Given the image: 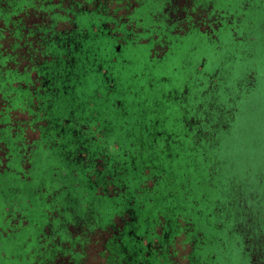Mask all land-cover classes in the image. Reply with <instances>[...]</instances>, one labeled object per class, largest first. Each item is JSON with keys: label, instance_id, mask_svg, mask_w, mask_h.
I'll list each match as a JSON object with an SVG mask.
<instances>
[{"label": "rangeland", "instance_id": "rangeland-1", "mask_svg": "<svg viewBox=\"0 0 264 264\" xmlns=\"http://www.w3.org/2000/svg\"><path fill=\"white\" fill-rule=\"evenodd\" d=\"M245 1H237L236 8ZM123 3L130 7L132 6L131 8L133 9L137 0H123ZM45 6L46 3L42 1L41 3L36 2L34 7L27 9L28 13L22 16V20H19V25L23 27L25 32L31 31L34 24H48L43 14ZM115 6V4L112 5L110 9L106 7V13L113 15ZM36 9L38 10L35 12L34 10ZM145 11V29L154 24L152 15L159 16L161 22L165 21L166 15L162 13V9L149 8ZM122 13L117 12L115 17L127 22V17L123 16ZM203 28V30L206 29L205 27ZM109 32L112 34L110 30ZM139 32V28L137 29L131 25L129 31L125 33V38H129L134 43L136 41H139V43L141 41L145 42L139 36ZM143 38L146 39L149 36H144ZM146 40L148 41V39ZM175 42V55H172L168 64L162 67L158 66V61L163 62L165 60L166 57L163 54L155 53L153 56L156 60H152V47L138 44L135 46L136 50L133 51L134 55H132V58L134 63L132 67L122 69L125 73L122 74V91L112 95L110 98L107 96V90L100 91L103 98L100 100L101 105L98 107L100 117L96 124L103 127L109 123L112 126V134L107 137L109 142L104 144V148L109 147L113 140H142L144 143L145 137L141 138L140 135L143 132L141 131V126H139V109L148 111L147 123L157 120L163 121L165 125L161 131H165L167 134L174 132L180 142H188V139L185 138L186 134L184 135L183 109L176 103H172L169 107H160V104L166 103L165 96L169 95L173 90H178L177 95L179 96L184 84L188 82L196 84L197 81H205L207 76L203 74H213L218 68L222 56L218 53L216 43L206 36L199 35L197 32L184 39L178 38ZM17 44L11 31L6 33L5 38L0 40V61L2 59L6 61L4 67L0 64V134H3L2 131L7 127L12 128L6 142H0V172L3 174L6 169V154H8L9 146L12 143L11 139L14 137L19 139L20 135L21 137L23 136L24 139H19L18 144L23 149V152L26 153L36 144L41 126L38 124L36 130L29 126L33 118L28 115L27 109L24 107L30 106V108H33V104L29 105L28 99L32 91H37L38 88H36L35 84L32 87L28 86L22 76V73L27 68L26 62L22 58V46L17 48ZM260 47L258 45V52H260L261 57H264L263 50ZM112 52L116 53V50L114 49ZM13 73H16L20 79L13 81ZM9 79H11L10 83ZM6 80H8V86H4V81ZM151 86H154V88L152 89ZM1 88L4 91L7 89L6 95L3 97L1 94L4 92ZM95 90L96 88L92 89V91ZM202 90L204 89L196 90L198 93H195V95H200ZM94 95V92L89 93V97ZM225 99H227V95ZM117 101L124 102L126 110L116 108ZM248 101L242 106V114L238 117L233 128L220 134L219 146L214 148L215 145L213 143L209 147L207 146V150L213 149L208 155L205 152H199L194 147L189 151L184 148L170 147L169 158L164 160L154 173L157 175L158 173H163L164 170L163 181L161 180L151 195L146 197L145 194H141L136 196L137 199H133L132 204L135 205L132 211L133 217L138 221L141 219L139 217H148L146 224L155 229V235L159 236L160 239L163 238L164 246L166 245V248L158 251L160 255L156 264H188L184 257L198 250L202 242L199 235L194 234L192 237L193 246L184 245V228H187L186 222L190 219L196 225L197 231H207V243L209 245L207 258L210 259L212 256H217L218 258L220 256L221 261L223 260L222 247L217 244L218 242H214V238L218 237L216 233L218 221L208 216L214 213L217 214L218 210L215 209L217 201H227V198H230V192H227L226 189L225 192L220 193L215 186L219 184L220 187L228 188V184L235 179L237 182L250 180V176L258 175L261 172L258 165L264 158V84L261 91L257 95L249 97ZM139 102H144L145 104L141 107L137 105ZM155 117L158 119L155 120ZM132 132L133 135L129 138L128 134ZM157 138L156 134L153 138H150L151 142H148V146L145 143L141 145L142 152L133 151L128 161H133L140 156L137 159L140 167L141 164L147 162L148 157H155L151 153V149H154L153 146H155ZM171 138L173 139V136ZM162 145L165 146V143H162ZM162 145L160 147L163 149ZM45 151L37 161V172L34 178L37 180L42 179V184L46 186L44 188H47L39 189L38 193L48 195H45L43 199L28 194L25 196L24 201L20 197L15 201L17 207L13 202L6 207L5 204H9V201L0 199V241L2 236L7 237L11 234L14 238L8 236L7 239H2L4 245L0 243V264H27L28 261H22L24 256L21 255L22 252L17 251L19 249H23L25 257L29 252L35 255L36 262L31 261L30 257L32 264H52V261L49 260L51 258L48 257L53 255L58 245L57 236L53 233V220L61 218L62 209L70 210L72 207L74 210V202L78 204L84 202L76 201V199L86 198V196H88L89 200L86 201L85 209L77 207L78 211L82 216H85L89 209L94 208L96 214H98V223L95 224L97 225L96 229L88 232V244L81 252H84L85 264H100L97 258L94 257L95 259H92L93 253L98 252L99 255L104 246H106L105 241L112 237L113 230L122 227L121 225L124 222L118 215L123 214L124 217V213L128 209L127 201L130 200H114L113 196L115 194L112 189L100 181L92 180L89 185L86 182H79L83 181L82 179L85 177L82 174H80L81 176L78 179L74 177V168L70 167L62 158L60 150L48 148ZM157 154L162 157L163 151ZM139 172H142L141 177H150L151 175L149 170L144 169ZM1 177L0 189L5 190V184L1 182ZM138 177L140 178V176ZM135 179L137 181L136 175ZM157 179L156 176L154 181ZM45 182H47V185ZM153 182L151 181V183L143 186L147 192H152L154 188ZM40 187L42 185H39L37 189ZM139 188V183L133 185L130 193L136 194ZM93 191L102 193L109 197V200L96 201V195ZM56 193H58V198L55 203V201L51 200L56 198ZM205 200L210 202L208 203ZM19 201L26 203L20 209L22 211L19 210L20 205L18 207ZM29 202L35 205L34 210L30 209ZM53 203H55V206H49V204ZM141 204L142 206H140ZM202 214L204 215L203 217L200 216ZM65 219L64 225L63 221L57 220L55 222L56 228L63 226L62 230L67 234L75 233L78 225L73 223L75 219L73 214L67 212ZM48 220H50L51 225L40 229L38 225H46L49 223ZM208 226L211 228L209 229ZM230 227H232L231 223L228 224V229L231 230L232 228ZM144 230L145 227L142 225L140 231L143 232ZM13 234L18 235L14 236ZM50 237L54 239L51 242H47ZM68 238L66 240H69ZM64 246L68 248L69 243L66 242ZM16 251L19 254L16 253V255ZM16 256L20 257L16 258ZM27 258H29V255ZM102 263L105 264L103 261Z\"/></svg>", "mask_w": 264, "mask_h": 264}, {"label": "flooded vegetation", "instance_id": "flooded-vegetation-1", "mask_svg": "<svg viewBox=\"0 0 264 264\" xmlns=\"http://www.w3.org/2000/svg\"><path fill=\"white\" fill-rule=\"evenodd\" d=\"M237 1L239 0H137L132 9V6L123 3V0H114L113 4L118 7V12H123V16L128 19L127 22H124L113 15H107L105 8L110 9L112 1L105 0L100 3L99 0H82V3L75 4L73 9L76 13L89 15L86 17L88 21L85 23L81 18L74 22V26L88 31L90 27L98 28V24H102V29L107 31V35L102 41L104 46L102 49H106L108 52L109 47L115 49V60L117 62L124 61V65L128 68H131L134 63L132 55H134L133 51L136 50L135 46L138 44L152 47V60H156L153 56L155 53L163 54L166 57L165 60L158 61V66L162 67L168 64L174 54L173 50H176L174 44L178 38L184 39L197 32L216 43L218 53L222 58L215 72L203 74L207 76L203 82L183 83L179 96L177 95L179 91L173 90L165 96L166 103L160 104V107H169L172 103H176L183 109L185 138L188 139V142L192 140L194 145L197 143L199 152H205L208 155L213 149L207 150V146L209 147L212 143L215 145L214 148L219 146L220 134L233 128L238 117L242 114V106L249 102V97L257 95L264 84V57H261L257 48L260 45L264 53V0H246L236 8ZM59 5V0L52 1L53 7ZM31 7L33 6L29 8ZM149 8L162 9L166 18L161 22L159 16L152 15L154 24L145 29V10ZM131 25L139 28V36L145 42L136 41L134 43L129 38H125V33L129 31ZM203 27L206 29L203 30ZM181 29L184 30L181 31ZM28 32L19 43L22 46V58L26 62L27 68L22 76L28 86L36 85L38 90H33L34 94L40 89L58 92L60 82L57 80L59 76L57 70L61 64L59 57L54 55L53 58L45 60L44 55L48 48L43 46L42 40L39 39V42H36L37 39L30 36ZM144 36H149L146 38L148 41L143 38ZM48 42L51 46L60 47L59 39H50ZM84 42L88 44L93 40L87 37ZM86 51H90L91 55V49ZM85 54L88 59L89 55ZM69 63L73 70L80 71L81 63L78 60L73 58ZM98 66L100 72L107 68L104 70V76L107 79V75L120 77V79L112 80L114 83L111 88L114 92L123 89L122 73L114 70L117 69V64L110 61L106 66L100 64ZM125 66L120 68L127 69ZM87 71L88 69L85 68L84 73L87 74ZM95 74L98 73H89V78ZM87 85L88 88L91 87L90 83ZM151 88L153 89L154 86ZM201 88L204 89L201 94L195 95L198 93L196 90L199 91ZM226 95L227 99H225ZM137 105L142 107L144 104ZM184 149L187 148L184 146ZM258 167L261 172L258 175L250 176V180L237 182L235 179L228 184V188L220 187L219 184L215 186L220 193L225 192L226 189L227 192H230V198H227V201H217L215 206V209L218 210L217 214L208 216L218 221L216 225L218 237L214 238V242H218L217 244L222 247V261L220 256L207 258L209 248L207 231H197L196 225L191 219L186 222L184 245L193 246L192 237L194 234L199 235L202 240L198 250L184 257L188 264H264V158ZM157 186L158 184L154 186L152 193ZM121 220L124 223L116 230L120 245L116 244L117 240L112 241L113 237H111L105 241L106 246L99 255L98 252L93 253L92 259L97 258L100 264H103L102 261L105 264L112 262V264H127L122 254L126 252L128 241L134 245L135 254L139 259H146L152 255V246L157 241V237L149 240L145 233L140 231L141 225L137 228L131 226L140 224L135 217H132L128 222L124 218ZM85 221L88 224L90 221L96 224L98 218ZM230 223L231 230L228 229ZM83 226L84 224L78 225L77 231L70 234V241H68L70 244L74 245L78 240L81 241L87 236V230H84ZM208 228L211 227L208 226ZM154 234V232L151 233V235ZM57 236L60 235L57 234ZM58 244L60 245V243ZM59 245L57 246L60 247ZM75 245L73 250L71 247L59 249L52 264H85L84 252L79 251V246ZM144 246L150 252L146 253ZM108 251H112L111 263L102 257L104 252ZM74 254H77L78 257Z\"/></svg>", "mask_w": 264, "mask_h": 264}, {"label": "trees", "instance_id": "trees-1", "mask_svg": "<svg viewBox=\"0 0 264 264\" xmlns=\"http://www.w3.org/2000/svg\"><path fill=\"white\" fill-rule=\"evenodd\" d=\"M42 1L46 2L47 5L44 8L43 14L48 24H35L34 27L31 28V31H29L28 33L33 38L37 39L36 42H39V39L42 40L44 42L43 46H46L48 48L44 55L45 60L53 58L54 55L59 57L61 64L60 68L57 70V73L59 75L57 80H59L60 82V90L58 92H54L52 90L49 91L48 89H40V91L35 94L31 93L28 101L30 102L29 105L33 104V108H30V106L24 108L27 109L28 115L33 118L29 126H32L36 130L38 127L37 125H41L38 140H36V144H34V146L31 147L28 152L24 153L23 149L18 144L19 139H24V137H21L20 135L19 139L16 137L11 139L12 143L9 146L10 149L5 158L6 169L4 171V174L0 172V176H2L1 182L5 184L4 187L6 188L5 190L0 189V199L9 201V204H5L6 207H8V205H11L12 202L15 204V201H17V199H19L20 197H22V201H24L25 196L28 194H32L33 197L36 196L38 198H43L45 195H48H41L40 193H38L39 189L47 188H44L46 186L42 184V179L37 180L34 178V175H36L37 172V161L40 156L43 155L44 152H46L45 150H47L48 148H57L61 151V155L63 156L62 158L70 165V167L74 168V177L78 179L79 176H81L80 174L85 177L84 179H82L83 181L78 180L79 182H86V184L89 185L90 181L92 180L100 181L106 186H109L110 189H112V192L115 194L113 196L114 200H130L127 201L128 209L124 213V217L123 214L118 215L119 218H124L125 221L128 222L134 216L132 215V211L135 206L134 204H132V201H134L133 199H137V195L145 194V196L147 197L148 195L152 194V192H147L145 187L143 186H146L145 184L147 183H151V181L153 182L157 176L158 179L153 182V186H155L159 184L165 176L164 170V174L158 173L157 175H155L154 173L156 172V168L162 162H164V160H167L169 158L168 155L171 151L170 147L184 148V143L187 151H189L193 147L194 149L197 148V145L196 143L194 145V143L190 141L187 143L185 141L180 142L178 140V136L174 132L172 134H167L165 131H161V129L164 128L165 123L163 121L157 120V117H155V120L157 121L147 123L146 119L148 111H142V109H139V126H141V131L144 134L140 135L141 138L145 137V145L148 146L151 142L150 138H153L156 134L157 136H159V138H157L155 146H153L154 149H151V153H153L155 157H148L147 162L141 164L140 167L137 160L140 156L136 157L133 161H128L132 152L135 150L142 152L141 145H144L142 140L134 141L129 139L130 137H132L133 132L130 133L131 135L128 134L129 138L127 137V139H129L130 141L113 140V142H111L112 144L109 147L104 148V144L109 142V139L107 140V137L112 134V126L109 123L104 125L103 127L97 126L96 124L98 123L97 120L100 117V111H98V107L101 105L100 100L103 98V96L100 94V91L107 90V96L108 98H110L112 95H116L122 90L115 92L114 90H112L111 87L114 83V81L112 80H117L116 78L120 79V77H112L110 75H107V79L104 76V70H106L107 68L104 70L102 69V71L100 72V67L98 66V64L106 66V64L110 63L111 61L114 64H117V69L114 70L120 71L122 74H125L123 70L119 68V66H125V62H117L115 60V53L112 52L114 50L112 47H109V52L106 49H102V47H104L102 41L107 35V31L102 29V24H98V28L92 26L88 31L85 29H80L79 27L75 28L74 22L76 20L82 18L85 23H87L88 21L86 17H89V15L76 13V11L73 9L74 5L81 4L82 0H59L60 5L54 7L52 6L53 0H0V40L2 38H5L6 33H9L11 31L13 33V38H15V43H20L24 39L26 32L24 31L23 27L19 25V20H22V16L26 14V11L30 6L34 7L36 2L41 3ZM102 1L105 0H99L100 3ZM110 1H112V5H114V0ZM116 7L117 6L114 7V16H116L118 12V7ZM88 9H90V7H88ZM101 14L103 15L102 12ZM87 37L91 38L93 42L85 44L84 39H86ZM54 38L60 40V47L49 45L48 41ZM18 47H20V44H17V48ZM90 49L91 55L90 51H86ZM85 53L89 55L88 59H86ZM173 53V55H175V50H173ZM73 58L81 63L79 65L80 71H75L72 69V65L69 62H71ZM5 62V59H2L0 61V64L4 67ZM85 68L88 69L87 74L84 73ZM126 68L129 69L128 67ZM91 72H96L98 74H95L89 78V73ZM17 79L20 78H18V75L16 73H13V81H17ZM10 80L11 79H9V83ZM7 82L8 80L4 81V86L8 84ZM89 83L91 85L90 88L87 87V84ZM94 88H96V90L92 91V89ZM1 90L4 92L3 94H1L3 97L6 95L7 89H5L4 91L1 88ZM90 92H94L95 95L89 97ZM139 104L142 105L145 103L139 102ZM115 107L118 109L123 108V110H126L124 102L122 103L120 101H117ZM11 130V127H7L2 131L3 134H0V142H6L7 138L11 134ZM172 136L173 139L171 138ZM162 143H165V146H163ZM160 145H162L164 148L162 149ZM24 146L26 147V145ZM161 151H163L162 157L157 154ZM144 169L149 170V172L151 173L150 177H141L142 172L140 173L139 171H142ZM135 175L137 181L135 179ZM138 176H140V178ZM138 183L140 184V188L138 189L136 194L130 193V191L132 192L133 185ZM45 184L47 185V182H45ZM39 185H42V187L37 189ZM93 193H95L96 195V201H103V199L104 201L107 199L109 200V197L103 195L102 193L100 194L94 191ZM57 194L58 193H56V198L52 199L51 201H55V203L57 202ZM87 197L88 196H86V198L76 199V201L84 202H80L79 204L77 202H74L76 209L74 208L73 210L72 207L70 208V210L62 209V212L60 214L61 218L53 220V233L55 234V236H57V234L60 235L57 236V241L58 243H60V245H58L60 247L56 246L57 249L54 251L53 255H50V257H48L51 258L49 260H51L52 262L54 261L56 252L59 249H64V244L66 242L69 243L68 241H70V235L62 230L63 226L58 229L55 226V222L57 220H61L63 221V225L65 224V216L67 212L73 214L75 218L73 222L74 224H84L83 228L84 230H87L86 233L92 232L94 229H96L97 225L93 224V221H90L89 224L85 221L86 219L91 220L94 218H98V214H96L95 209H89L88 213L85 216H82L77 208L79 207L83 210L85 209L87 204L86 201L89 200ZM22 201L18 202V207L20 205L19 210L22 209V206L24 204H26L24 202L21 203ZM55 203L49 204V206H55ZM57 206L56 208H58ZM140 206H142V204ZM29 207L32 210L35 209V205H33V203L31 202H29ZM139 218H141L139 221L140 224H132L131 226L137 228L138 226L141 225L142 227L143 225V227H145L143 233H145L146 237L149 238V240H153L154 237H157V241H155L152 246V255L146 259H139V257H137L135 254L136 250L134 245L131 241H128L126 245V252L123 253L122 256H124V261L127 264H156L158 256L160 255L158 251L160 249L163 250L164 248H166L164 246V240L163 238L160 239L159 236L155 234L151 235V233L154 232L155 229L153 227H149L146 224V220L148 217ZM48 221L49 223L46 225H38L40 229L50 226V220ZM116 234V230L114 229L112 241L118 239V236ZM13 235L15 236L18 234ZM8 236H12V234ZM8 236H2V239H7ZM67 237H69V240H66ZM87 237L88 236L82 238L81 241L78 240L75 243L76 245L74 244L76 247L79 246V251L83 250L87 246ZM2 239L0 243H2L1 245H4ZM52 239L54 238H48L47 242H51ZM116 244L120 245L118 240ZM72 245L73 244L69 243L68 247H71L73 250L75 249V247L74 245ZM144 248V251L146 253L150 252L149 249L145 246ZM17 251L22 252L21 255L24 256L22 261H28L27 264H32V260L36 262L34 258L35 255L31 254V252H29V254H26L25 257L23 249H19ZM17 251L15 252V254L17 253ZM17 254H19V252ZM28 255L29 258H27ZM74 255L78 257L77 254ZM122 256L119 257L123 259ZM19 257L20 256H16V258ZM102 257L106 258L108 262H111L113 258L112 251H108L107 253L104 252V255Z\"/></svg>", "mask_w": 264, "mask_h": 264}]
</instances>
